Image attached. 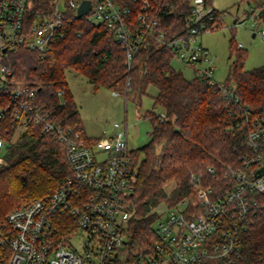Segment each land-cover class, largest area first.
<instances>
[{
	"label": "built area",
	"instance_id": "built-area-1",
	"mask_svg": "<svg viewBox=\"0 0 264 264\" xmlns=\"http://www.w3.org/2000/svg\"><path fill=\"white\" fill-rule=\"evenodd\" d=\"M82 1L54 0L51 13L38 14L27 24V0H0V92L12 99L0 108V117L4 108H12L21 129L41 125L63 143L72 168L58 189L14 208L0 224V261L6 258L7 264H114L126 240L124 229L131 216L128 196L139 173L127 126L115 122L111 136L85 137L55 119L53 109L39 102L37 88L19 81L14 68L3 62L7 51L18 46L44 56L65 35L64 25L71 20L67 12L78 17ZM90 1V10L82 17L113 34L126 51L129 68L140 49L153 43L169 49L175 59L193 70V77L217 85L228 106L239 104L235 84L215 79L211 51L199 40L221 25L226 11L207 0H191L185 27L175 32L174 22L166 24L165 18L175 13L178 0ZM260 35L264 37V29ZM58 96L64 104L63 90ZM160 116L165 118L166 113ZM241 116L247 148L241 157L243 166H226L223 177L227 186L197 184L195 201L180 199L164 217L160 214L154 224L158 239L153 252L138 253L125 264H198L204 260L231 264L239 231L247 230L253 215L264 210V199L257 196L264 192V114L253 115L245 108ZM3 146L0 136V154ZM208 172L216 175L212 166ZM66 213L73 217L75 227L68 236H61L59 217Z\"/></svg>",
	"mask_w": 264,
	"mask_h": 264
},
{
	"label": "trees",
	"instance_id": "trees-1",
	"mask_svg": "<svg viewBox=\"0 0 264 264\" xmlns=\"http://www.w3.org/2000/svg\"><path fill=\"white\" fill-rule=\"evenodd\" d=\"M27 24L38 14H49L54 0H27ZM212 2V0H207ZM191 0H178L175 13L165 18L174 22L175 32L185 27ZM64 25L65 35L41 56L24 46L9 49L3 62L14 68L19 81L34 85L39 102L53 109L55 119L65 122L88 137L66 73L76 70L87 76L95 87L105 86L118 94H134L141 98L150 85L158 88L154 107L161 106L166 117L153 110L145 112L151 121L150 140L133 149L138 180L128 196L131 216L125 225L126 240L114 264L132 262L136 255L151 254L158 237L154 223L160 216L156 208L162 203L171 207L178 200L195 201L196 186H227L223 177L228 164L242 167V110L253 115L264 114V65L244 68L245 54L238 52L229 68L226 83L235 84L238 105H227L217 85L199 77L188 78L172 64L173 53L164 47L147 43L128 67L126 51L102 24L96 25L74 12ZM264 17V14L260 15ZM231 54L240 50L230 39ZM59 90L66 102L59 103ZM12 103L9 95L0 92V108ZM0 117V136L4 139L0 162V224L7 214L26 201L50 194L72 173L62 142L45 132L41 125L30 124L21 129L12 108H4ZM97 139V138H96ZM215 169L216 175L208 172ZM193 175L197 180L193 181ZM175 185L168 191L167 186ZM257 196L264 199V192ZM61 236H68L75 227L73 217H59ZM238 250L231 264H264V210L253 215V221L237 236ZM7 264V259L0 261ZM198 264H220L209 260Z\"/></svg>",
	"mask_w": 264,
	"mask_h": 264
},
{
	"label": "rangeland",
	"instance_id": "rangeland-1",
	"mask_svg": "<svg viewBox=\"0 0 264 264\" xmlns=\"http://www.w3.org/2000/svg\"><path fill=\"white\" fill-rule=\"evenodd\" d=\"M212 3L219 10L227 12L217 29L205 32L199 38L211 51L216 66L215 79L226 82L230 65L238 52L245 54L243 63L245 69L264 65V37L260 35L264 28V17L259 16L260 10L264 8V0H212ZM99 22L95 19V23ZM232 37L235 45L240 48L233 54L230 49ZM239 43L242 45L239 46ZM172 64L186 77L194 76L193 70L177 59L173 58ZM66 76L88 137L111 136L116 131L114 123L119 122L127 126L129 147L132 150L150 140L152 124L145 118V112L149 110L158 114L165 112L159 105L154 107V96L158 93L155 85H150L147 92L139 98L134 94L129 96L114 94V91L105 86L96 88L87 76L76 70H68ZM174 185V181L170 182L167 186L168 191ZM168 209L169 206L165 203L156 208L162 217L167 214Z\"/></svg>",
	"mask_w": 264,
	"mask_h": 264
},
{
	"label": "water",
	"instance_id": "water-1",
	"mask_svg": "<svg viewBox=\"0 0 264 264\" xmlns=\"http://www.w3.org/2000/svg\"><path fill=\"white\" fill-rule=\"evenodd\" d=\"M91 8V1L90 0H83L81 5L78 8V17H82L84 14H86ZM264 14V8L260 10L259 16ZM6 49H4L5 51Z\"/></svg>",
	"mask_w": 264,
	"mask_h": 264
},
{
	"label": "crops",
	"instance_id": "crops-1",
	"mask_svg": "<svg viewBox=\"0 0 264 264\" xmlns=\"http://www.w3.org/2000/svg\"><path fill=\"white\" fill-rule=\"evenodd\" d=\"M263 29H264V28H263ZM255 35H256V33L253 34V36H255ZM86 133H87V132H86Z\"/></svg>",
	"mask_w": 264,
	"mask_h": 264
}]
</instances>
